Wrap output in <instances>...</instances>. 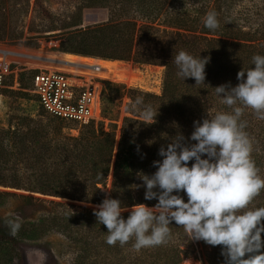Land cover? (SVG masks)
I'll list each match as a JSON object with an SVG mask.
<instances>
[{"label":"trees","instance_id":"16d2710c","mask_svg":"<svg viewBox=\"0 0 264 264\" xmlns=\"http://www.w3.org/2000/svg\"><path fill=\"white\" fill-rule=\"evenodd\" d=\"M3 1L0 0V12L5 9ZM82 1L77 20L71 27L80 26L83 9L106 8L112 3L120 6L118 12L135 14L137 18L126 21L112 18L106 24L69 32L62 43V52L165 67L161 96L116 83H107L104 88L103 106L113 102L109 96L114 94L128 95L132 103L142 96L144 103L151 105L158 115L153 121L141 120L137 111L130 110L132 103L129 104L127 113L132 117L123 120L118 144L115 130L106 131L95 124L83 126L85 129L78 137L65 135L66 122L49 116L43 109L40 119H20L14 131H2L0 186L68 202L36 200L44 214L35 221L24 218L15 236L10 234L7 224L10 219L0 220V264H28L25 244L37 243L50 233L62 235L75 247L71 264H183L191 256L192 241L182 226L173 222L171 239L160 246L136 251L135 238L123 246L119 243L110 246L106 243L107 227L98 223L95 210L90 206L100 205L106 198L119 199L121 206L129 210L139 204L154 207L158 203L155 199L145 200L146 187L140 174L151 176L158 170L153 162L162 161L160 148L166 149L177 135H183L187 143H195L190 141L194 122H202L218 112L232 111L222 103L215 88L229 83L237 86L238 73L254 66L253 56H264V0ZM39 2L36 0V5ZM210 11L217 13L219 28L215 31L203 25V18ZM4 32V28L0 30ZM180 51L209 59L204 84L196 85L193 78L184 81L177 75L174 58ZM34 73H20V82L24 83L26 78L31 80ZM105 109L104 119L114 122L111 112L108 111L107 116ZM241 119L247 121L245 131L252 140L253 150L264 154V120L257 119L250 108L245 109ZM14 157L24 169L12 171L14 177L7 178L9 171L5 166ZM193 162H189V166ZM257 162L260 175L264 177V156ZM25 171H30L26 178L30 182L28 187L24 181ZM180 195L187 202L186 193ZM10 196L0 193V205ZM27 200L31 201L30 206H36L32 204L34 199ZM251 207H264V191ZM129 214L124 212L122 216L126 220ZM222 248L213 246L216 264H225ZM38 249L45 252L46 264H59L50 258L47 250Z\"/></svg>","mask_w":264,"mask_h":264},{"label":"clouds","instance_id":"9594fccd","mask_svg":"<svg viewBox=\"0 0 264 264\" xmlns=\"http://www.w3.org/2000/svg\"><path fill=\"white\" fill-rule=\"evenodd\" d=\"M203 25L217 30V13L208 12ZM174 62L184 81L193 78L196 85L204 84L208 58L180 51ZM252 63L253 67L238 73L237 86L229 83L215 88L231 112L194 122L190 141L195 143L177 135L166 149L160 148L163 159L153 162L158 170L151 176L140 174L145 200H158L154 207L139 204L129 210L119 199L110 198L96 206L94 215L107 227L108 245L123 246L133 238L136 251L166 244L172 235L170 225L175 222L190 239L223 246L225 264H264V207H251L264 191V177L252 158L247 121L241 119L250 108L257 119L264 120V56H253ZM129 108L144 121H153L158 115L142 96ZM189 162H193L191 166ZM181 192L186 193L187 202ZM124 212H130L126 220ZM7 224L13 236L22 227L19 218Z\"/></svg>","mask_w":264,"mask_h":264},{"label":"rangeland","instance_id":"374dc122","mask_svg":"<svg viewBox=\"0 0 264 264\" xmlns=\"http://www.w3.org/2000/svg\"><path fill=\"white\" fill-rule=\"evenodd\" d=\"M247 4L250 6V2ZM2 5L5 9L0 12V28H2L0 30L4 28L5 32L4 34L0 33V37H3V39L0 40V48L24 49L34 52L45 49L47 53L53 57H68L72 55H67L62 52V43L65 42V38L69 32L106 24L112 18L120 21H126L133 17L137 18L135 14H127V12L120 13V10L118 12V7L120 6L112 3L110 6L111 8L83 9L80 26L71 27L70 25L77 20L78 8L83 5L82 0H40L37 5L36 0H4ZM140 24L141 23H139V25ZM84 58L114 62L121 68L122 72L132 71V73L142 76V81L136 85L120 81L117 82L116 85L125 86L127 89H135L150 93L155 96L162 95L165 67L141 66L134 65L131 62L104 60L92 57ZM13 67L18 73V83H14V76H11L8 79V88H4L0 91V134L2 131H8L10 129L14 131L16 123L20 119L37 120L40 119L39 116L41 114H44V111L38 103L37 97L33 93L31 80L26 78L25 82L21 83L19 79L20 73L35 71V69L42 67L21 64H15ZM108 96H106L105 102ZM109 97H112L113 102L109 103L107 101L109 104L105 103V106H103V93L102 111L106 108L107 116L108 111H110V117L115 121L111 122L104 119L103 122L98 124V127H102L106 131L111 129L115 130L116 144H118L121 137L123 120L126 117H132L131 114L127 113V106L132 102L130 98H128V95L120 97V95L114 94ZM45 119L47 121L46 117ZM63 126L65 127L64 134L70 137H78L80 132L85 129L84 127L69 122L64 123ZM261 156H264V154L258 150L252 151V158L255 160L257 166V161H259ZM15 159L14 157V159L5 166L7 168L5 170L9 171L6 174L7 178L11 176L14 177L13 172L15 170L21 172V170L24 169V165L20 164L18 160ZM263 170H261V172ZM25 173L24 181L28 187L30 182L26 178H29L30 171H25ZM111 178L112 175L110 176L108 187L111 185ZM0 193H8L11 195L6 199L4 205H0V220L16 218H19L20 222L23 221L24 218H27V221L38 220L44 212L39 208V202H36V200L68 202L67 200H61L39 193L4 188L1 186ZM28 198L35 200V202H32V204L36 205L35 207L30 206L31 201L27 200ZM90 207L97 210L96 206L91 205ZM191 241V256L185 259L183 264H216L213 258V246L208 245L202 240L196 241L191 239ZM25 247L28 264H46L48 260L47 256L44 254V251L38 249L39 247L47 250L51 255L50 258L56 260L59 264H71L76 254L75 247L71 245L66 238L57 233H50L37 243L25 244Z\"/></svg>","mask_w":264,"mask_h":264},{"label":"built area","instance_id":"2783aa9c","mask_svg":"<svg viewBox=\"0 0 264 264\" xmlns=\"http://www.w3.org/2000/svg\"><path fill=\"white\" fill-rule=\"evenodd\" d=\"M14 65L0 62V91L8 88L11 76H14V83H18ZM108 82L117 83L119 77L107 74L97 65L86 66L80 72L37 68L31 79L33 93L49 116L80 127L104 121L102 97Z\"/></svg>","mask_w":264,"mask_h":264},{"label":"bare ground","instance_id":"6f19581e","mask_svg":"<svg viewBox=\"0 0 264 264\" xmlns=\"http://www.w3.org/2000/svg\"><path fill=\"white\" fill-rule=\"evenodd\" d=\"M2 61L6 64L15 63L18 65L40 66L42 68L67 70L70 72H80L86 66L97 65L103 67L107 74H116L120 82L136 85L142 81L141 75L134 74L132 71L124 73L114 62L94 60L76 55L53 57L45 49L34 52L24 49L0 48V62Z\"/></svg>","mask_w":264,"mask_h":264}]
</instances>
